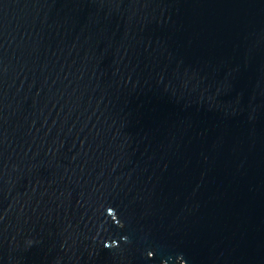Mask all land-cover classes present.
<instances>
[{
	"label": "water",
	"instance_id": "1",
	"mask_svg": "<svg viewBox=\"0 0 264 264\" xmlns=\"http://www.w3.org/2000/svg\"><path fill=\"white\" fill-rule=\"evenodd\" d=\"M0 264H264V0H0Z\"/></svg>",
	"mask_w": 264,
	"mask_h": 264
}]
</instances>
